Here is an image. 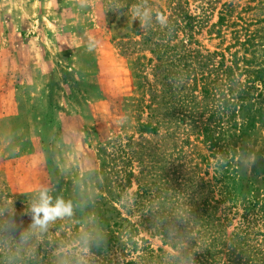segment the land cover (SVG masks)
I'll return each mask as SVG.
<instances>
[{
    "label": "rangeland",
    "instance_id": "1",
    "mask_svg": "<svg viewBox=\"0 0 264 264\" xmlns=\"http://www.w3.org/2000/svg\"><path fill=\"white\" fill-rule=\"evenodd\" d=\"M137 10L145 18L144 28ZM157 13L167 17L166 24L157 21ZM147 27L167 29L162 42L171 55L220 52L229 61L238 51L243 56L239 41L246 34L264 32V0H0V264H207L181 257L159 231L167 227L170 238L192 242L190 211L201 196L197 187L214 178L223 181L224 191L214 199L226 200L220 208L228 215L225 233L233 244L212 252L228 264H240L241 247L232 235L243 217L264 240V185L253 174L264 154V129L226 169L218 170L212 159L211 167L202 164L199 156L210 154L196 135L184 131L210 118L209 104L200 96L177 124L176 149L158 142L175 125L162 128L158 138L145 136L151 145L140 142L139 114L132 106L139 98L135 64L139 58H146L142 63L147 65L157 59L142 37H135ZM131 42L141 43L131 49L133 55L124 51ZM260 48L252 66L264 68ZM253 87L254 98L264 93L260 82ZM131 137L135 151L158 143L164 153L155 182L160 192L152 201L139 198V185L124 173L126 165L128 172L131 168L121 152ZM7 165L17 173V184L33 190L13 189ZM138 166L133 167L135 177L140 176ZM185 181L187 186H181ZM43 189L52 204L59 198L73 209L46 231L33 226L31 212ZM208 195L203 188L202 196ZM194 248L198 251V244Z\"/></svg>",
    "mask_w": 264,
    "mask_h": 264
},
{
    "label": "trees",
    "instance_id": "2",
    "mask_svg": "<svg viewBox=\"0 0 264 264\" xmlns=\"http://www.w3.org/2000/svg\"><path fill=\"white\" fill-rule=\"evenodd\" d=\"M224 25V18H220L218 28H222ZM167 32V29L154 31L153 29L149 30L148 27L145 33H141L139 30L135 32V37H142L147 49H151V53L157 55V59L150 60L148 65L142 63V61H146V58H139L135 64L139 98L133 100L132 106L134 112L139 114L137 118L139 140L142 144L151 145L145 136L151 135L158 138L162 128L168 126L170 129L175 125L172 134L158 142L163 145L166 142L176 149L178 145L174 144L173 139L175 132L180 129L177 124L187 118L185 114L189 107L191 104H195L201 96L209 104L207 112H209L210 118L207 123H201V127H193L190 131L187 129L184 131L196 135L210 154L208 157L199 156L203 158L202 164L211 167L210 160L212 159L216 161L218 170H224L238 152L250 150L247 142L253 141L258 130L264 129V93H260L257 98L252 95L255 83L260 82L264 87V68L252 66L256 65V52L261 50L260 47H264V32L256 30L255 33L246 34L245 40L239 41L243 56H240L238 51L235 53L237 56L230 55L229 61L220 52L204 57L200 54L193 55L180 50L171 55L170 47L162 42L166 39ZM139 44L141 43L126 44L124 51L133 55L134 52H131V49ZM165 58L167 59L164 61ZM219 58L220 62H218ZM153 61H156L157 64L153 65ZM193 62L196 64L195 66L191 65ZM215 62L218 64L216 67L211 64ZM147 66H152V69L148 70ZM207 67H209V71H207ZM147 70L150 71L148 75L153 78V83L146 75ZM239 77L245 78L244 84L238 82ZM236 85L239 86L238 91L235 89ZM180 135L183 138L187 136L186 134ZM185 144H190L189 137ZM134 146L135 137L128 138L127 144L121 152L123 158H127L129 161L131 168V172H128V165H126L124 173L128 176L129 181L135 179L139 185V193H141L139 198H147L152 201L156 198L157 192H160L157 191L155 182L160 177L157 174V168L164 159V153H160L158 143H155L151 150L141 147L139 151H135ZM150 159H153L155 165L149 161ZM135 163H138L140 168L138 177H135L133 173ZM253 174L264 185V154L258 158L253 168ZM191 182L194 188V180ZM222 182L220 178H214L197 187V194H201V196L195 200L190 211L191 220H194L192 233L196 234L192 242L186 244L177 237L170 238L167 227L159 231L165 242L171 244L172 248L178 250L180 256L189 262L194 259V262L197 263L204 259L207 264L230 263L229 261L224 262L221 258L222 255L220 257L212 252V250L228 248L227 243L233 244V239L228 238L225 233L228 227V215L226 210L220 208L226 200L214 199L215 194L222 195L224 191ZM170 183L172 181L169 180L168 185ZM188 183L189 181H185L181 186H187ZM203 188H207L209 193L206 198L202 196ZM242 219L245 221L237 229L238 233L232 235V238L235 237L239 240L241 247L240 264H264V240L260 241V236L257 233L259 230H256L257 227L248 221L250 220L248 217ZM197 244L198 251L194 248ZM189 247H193V249L190 250ZM199 250L204 251V256L198 255ZM187 255H191L190 258Z\"/></svg>",
    "mask_w": 264,
    "mask_h": 264
},
{
    "label": "clouds",
    "instance_id": "3",
    "mask_svg": "<svg viewBox=\"0 0 264 264\" xmlns=\"http://www.w3.org/2000/svg\"><path fill=\"white\" fill-rule=\"evenodd\" d=\"M148 12L145 11L144 16H147ZM136 17L141 19V28H144V18L140 16V12L137 10ZM157 21L164 25L167 23V17L163 13H157ZM52 197L48 195V190L43 189L40 191L38 202H34L31 206L33 226H39L41 230H47L50 222H54L58 218H64L72 215L71 202H65L63 199L57 198L55 203L52 204ZM99 244V242H98Z\"/></svg>",
    "mask_w": 264,
    "mask_h": 264
},
{
    "label": "crops",
    "instance_id": "4",
    "mask_svg": "<svg viewBox=\"0 0 264 264\" xmlns=\"http://www.w3.org/2000/svg\"><path fill=\"white\" fill-rule=\"evenodd\" d=\"M13 164H16V162L12 163L11 165H13ZM11 165L5 166V171L7 172V176H8V179L10 181L11 187H13V189H15L18 193L32 191L33 189H31V188H29L27 186L26 187L25 186L22 187V186H20L19 184L16 183L18 175H17V173L15 171L11 170V167H12ZM37 165H38L39 168L40 167L42 168L41 164H37ZM35 168H36V165H35ZM44 178L45 177L43 176L40 180L43 181V185L47 186V184H44V181H45ZM35 183H37L36 180H35ZM38 183H40V182H38ZM36 187H37V185H36ZM34 189H36V188H34Z\"/></svg>",
    "mask_w": 264,
    "mask_h": 264
}]
</instances>
